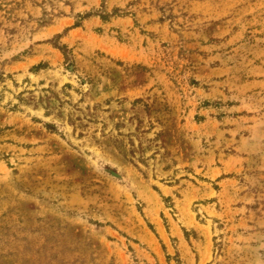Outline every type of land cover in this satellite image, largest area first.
<instances>
[{"label":"rangeland","instance_id":"1","mask_svg":"<svg viewBox=\"0 0 264 264\" xmlns=\"http://www.w3.org/2000/svg\"><path fill=\"white\" fill-rule=\"evenodd\" d=\"M0 264H264V0H0Z\"/></svg>","mask_w":264,"mask_h":264}]
</instances>
